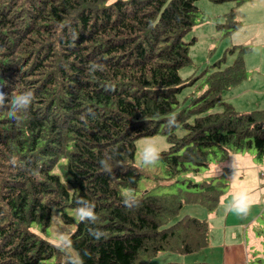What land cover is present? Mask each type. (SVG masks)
<instances>
[{"label":"trees","instance_id":"16d2710c","mask_svg":"<svg viewBox=\"0 0 264 264\" xmlns=\"http://www.w3.org/2000/svg\"><path fill=\"white\" fill-rule=\"evenodd\" d=\"M106 1L0 0V91L35 93L20 122L8 118L7 102L0 108V264H36L51 256H59L51 264H140L163 250L206 245L205 219L183 214L165 222L186 202L213 209L225 182L213 177L174 192L136 193L140 136H166L161 161L168 175L234 148L252 146L264 156V107L237 110L220 95L245 77L250 45L232 43L211 70L204 66L182 78L178 69L190 61L194 41L183 39L196 23L194 0ZM225 15L228 21L217 28L240 25L231 12ZM226 54L234 56L220 67ZM93 61L103 69L89 71ZM200 76L206 87L189 106L172 111L180 88ZM215 104L221 109L208 111ZM171 114L185 127L182 135L167 128ZM112 153L113 171L107 172L100 160ZM129 189L140 201L132 209L122 201ZM79 199L94 203L99 220L93 225L77 217L67 243L30 229L31 222L46 227L52 208L72 222L67 208L76 209ZM89 228L106 235L96 240Z\"/></svg>","mask_w":264,"mask_h":264},{"label":"rangeland","instance_id":"374dc122","mask_svg":"<svg viewBox=\"0 0 264 264\" xmlns=\"http://www.w3.org/2000/svg\"><path fill=\"white\" fill-rule=\"evenodd\" d=\"M112 0H107L106 3ZM261 1V0H259ZM254 5L258 4V0H194L197 8L196 23L183 35L184 40L194 39L189 44L188 53L190 61L182 65L179 69V75L186 78L190 75L198 74L205 66L209 70L213 66H208L211 62L220 57L225 49L233 42V32L238 28L239 38L246 39L242 42L247 45H255L257 38L264 34V24L259 20L256 13H246L245 23H241L238 27L229 32H225L222 28H217L216 24L227 22V12H231L235 19L234 12L239 10V5ZM258 21V24L254 23ZM252 22V23H250ZM236 36L234 37V39ZM255 50V49H254ZM234 54H226L224 61L220 67L230 63ZM259 59L261 64L264 63V55L249 54L247 65L252 61ZM206 87L204 76L196 78L192 83L185 84L177 92V102L174 104L172 111L178 110L182 106H189L193 96L198 94ZM232 86L220 90V95L224 96L227 90H231ZM257 96V95H256ZM237 110H247L252 108L264 107L261 101L258 102H244L237 101L235 104L230 102ZM220 104H215L208 111H219ZM191 116L188 120H191ZM186 132L185 127L180 124V127L174 128V133L179 136ZM158 138L163 149L169 145L166 136L162 132H157L152 135L140 136L135 139V152L133 162L139 167L141 176L137 183L136 193L148 189L154 192H174L177 189L187 188V182H198L201 180H208L213 177H218L225 182L223 192L219 197V202L211 210L206 209L198 203H183L177 213L170 218L165 224L171 223L181 217L183 214L193 215L203 218L207 222L209 231V242H221V230H217L220 226V221L226 217V232L227 234L232 229L239 230L240 238L245 242H254L253 249L255 253L253 257L255 261L252 264H264V156L258 157L255 154L254 147H245L242 149H231L225 157H220L219 153H210L208 155L207 164L199 165L196 168L188 164L184 169H181L173 175H168L165 171L164 163L160 160L155 166L142 167L140 163V151L148 138ZM246 188L253 196H257V201L252 203V207L247 216L241 217L234 212L228 210L226 205L231 201L232 196L237 188ZM223 200V202L221 201ZM67 212L74 216L72 222H65L61 220L57 209L52 208L50 214L49 224L42 228L39 223L31 222L30 229L33 230L39 237H43L53 242H59L58 234H69L74 228L77 215L75 209L67 208ZM257 216L254 217V213ZM229 213V214H228ZM251 223L248 224L251 217ZM246 223V224H245ZM247 228L245 229L246 225ZM245 225V226H244ZM245 230V232H244ZM228 240V235H226ZM245 239V240H243ZM59 258V256H58ZM55 256L43 258L36 264H51L57 259ZM219 255L215 250L212 252L209 245H204L200 249L191 252L180 253L174 250L160 251L140 264H186L194 261H208V264H218Z\"/></svg>","mask_w":264,"mask_h":264},{"label":"clouds","instance_id":"9594fccd","mask_svg":"<svg viewBox=\"0 0 264 264\" xmlns=\"http://www.w3.org/2000/svg\"><path fill=\"white\" fill-rule=\"evenodd\" d=\"M89 71L95 72L102 70L103 65L93 61L88 66ZM35 100V93L31 89H24L20 93L9 97L5 92L0 91V108L8 107V118L10 120L20 122L22 119H26L28 115V109ZM166 126L169 130L180 127V121L177 119L176 114L169 115ZM163 145L158 138H148L140 151V163L142 167L155 166L162 159ZM114 155L106 154L103 159L100 160L101 167L107 171H113ZM13 164L16 163V158L12 157ZM122 201L125 207L132 209L139 206V198L135 193L129 189L122 194ZM252 195L246 188H237L232 196L231 201L226 205L227 210L234 212L235 214L245 217L250 212L252 207ZM77 207L75 213L81 222H89L95 225L99 220L98 215L95 212L94 203L79 199L76 201ZM89 235L96 240H100L105 237V232L100 228H89ZM58 240L61 245L68 242V236L66 233L58 234ZM74 264H82L81 261H75Z\"/></svg>","mask_w":264,"mask_h":264},{"label":"crops","instance_id":"0c3cea01","mask_svg":"<svg viewBox=\"0 0 264 264\" xmlns=\"http://www.w3.org/2000/svg\"><path fill=\"white\" fill-rule=\"evenodd\" d=\"M256 13L261 20H259L262 24H264V0L259 1L258 4L254 5L253 2L249 6L239 5V10H235V20H237L240 24L245 23L246 13ZM252 23V22H250ZM254 23L258 24V21H254ZM238 28L233 32V42L234 43H242L246 42V39L239 38ZM236 38L234 39V37ZM255 49V50H254ZM258 54V56L264 55V34L257 38L256 44L250 45V50L244 54V62L246 66V75L243 79L237 82L234 85H231L233 88L231 90H227L224 96V99L228 100L229 102L236 103L237 101H244L249 103L251 102H258L261 101L263 104L264 102V63L261 64L259 59H255L251 62V64L247 65V59L249 54ZM227 89V88H226ZM257 95V96H256ZM222 194V193H221ZM221 196V195H220ZM253 202L257 201V196L252 195ZM223 202V200H221ZM219 202V199H218ZM217 204V203H216ZM228 212V210H227ZM229 214V213H228ZM254 217L257 216V212L253 214ZM228 216V215H227ZM226 217L220 221V226H217V230H221L220 239L221 242H209V231H207V242L209 247H211L212 252L217 251L219 255L218 264H252L255 261L253 254L255 253L253 246L254 242H245L241 240L239 230L229 231L227 234L226 232ZM253 216L250 218L248 224L251 223V219L254 218ZM246 224V223H245ZM248 224L246 225L245 229L247 228ZM245 226V225H244ZM245 232V230H244ZM226 235H228V240ZM208 264V261L202 260ZM196 262V261H194Z\"/></svg>","mask_w":264,"mask_h":264}]
</instances>
